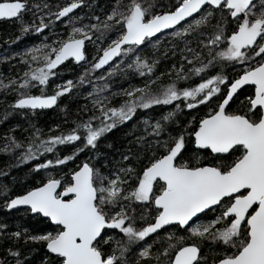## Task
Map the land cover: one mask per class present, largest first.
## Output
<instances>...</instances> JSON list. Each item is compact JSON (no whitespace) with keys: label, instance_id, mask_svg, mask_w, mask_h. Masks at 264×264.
Instances as JSON below:
<instances>
[{"label":"snow or ice","instance_id":"snow-or-ice-1","mask_svg":"<svg viewBox=\"0 0 264 264\" xmlns=\"http://www.w3.org/2000/svg\"><path fill=\"white\" fill-rule=\"evenodd\" d=\"M83 3L84 0H70L55 13H40L41 5H34L36 12L40 13L39 23L28 24L21 20V35L40 33L50 27L53 20H60ZM155 3L156 0H128V4L122 7L120 0H116L102 22L93 17L95 23L72 26L67 38H57L50 43L42 41L20 53L29 67L19 78V86L27 89L33 86V82L44 86L50 77L57 75L56 67L68 58L76 62L86 59L85 42L93 38L94 32L99 34L96 39L100 41L112 31L117 33L102 48L98 58L94 57V62L81 72L75 84L71 79L62 80L54 86L51 94H46L43 88L36 95L18 92L14 105L32 110L55 105L62 94L69 93L76 85L89 83V76L108 65L114 57L119 59L109 67L105 76L115 74L130 56L131 62L125 64V68L134 69L141 76L150 75L156 60L149 63L147 56L141 57L138 46L151 41L158 47L161 41L153 39L155 34L166 33L183 41L184 47L180 51L191 53L181 56V60L188 61L192 67L185 72L182 65L179 68L173 65L176 76L168 83H161L153 89L150 85L159 79L154 77L142 86L121 89L118 94L127 98L118 106H109V97L103 94L109 89L107 83L103 86L93 84L92 92L86 93L89 98L95 97L92 103L97 111L93 115L75 122V127L59 134L41 137L40 129L34 128L33 138L28 140L24 145L26 150L17 158L20 162L32 160L42 153H53L58 145L79 143L83 139V144L72 153L63 156L57 153L55 159H44L33 165L35 169H46L51 165H63L89 146L94 149L98 138L130 121L138 109L175 103L174 108L155 119L142 116L133 125L136 129L139 123L143 124L144 135L135 137V143L145 157L141 170L133 166L140 153L129 148L127 155L121 154L116 164L109 165L105 158L104 163L108 166L105 171L90 162L94 157L85 159L67 177L49 174L46 180L38 182V186L5 202L7 209L26 206L34 217L43 214L55 225L52 231L29 234L27 228H18L9 234L17 239L23 236L25 242H42L47 255L41 264H127L126 253L132 247L173 222L186 227L190 235L200 240L222 242L231 247L232 250L224 252L214 264H264V59H261L264 57V0H259L258 11L252 0H175L165 10L154 12ZM217 9L237 22L230 34L227 33L225 16L211 25V33L201 31L209 26ZM28 10V0H0V18H20ZM44 16L51 19L46 22ZM64 23L68 24L69 20ZM196 34L208 37L200 41L208 53L207 62L194 63L202 53L189 47L187 37ZM225 64L242 65L243 70L231 79L222 93L221 85L229 77L223 71L208 75L205 70ZM173 69H169V73ZM193 76L198 83L178 86V82H187ZM96 79L103 80L104 77ZM246 82L254 85V94L246 98L247 103L242 102V107L229 111L226 106L233 94ZM12 83H17V78L8 82ZM0 86H5L2 80ZM217 93L223 98L199 119L193 132L187 133V125L178 135L168 131L181 108L193 109L205 102L211 103L210 98H215ZM188 123L195 122L189 120ZM189 134L194 138L197 151L210 150L221 158L197 165L187 159L178 162ZM9 139L13 146L20 145L14 137ZM4 150H10L8 145ZM121 162L122 167L119 166ZM133 179L134 184L125 188ZM3 191H8L7 186ZM135 202L155 206V216L140 227L135 223L136 209L132 207ZM114 206H118L119 211H111ZM208 211L212 212V217L200 219ZM147 212L145 208L142 218ZM4 228L5 225L0 223V229ZM114 230H119L122 236ZM106 232L109 234L105 235ZM174 236V232H166V243L156 253L151 251V244L139 247L137 264L142 258L151 260L153 256L155 264H199V241L184 242L183 236L173 240ZM157 240H160L159 236ZM109 243L111 248L105 251L104 246ZM7 254L15 258L14 264H22L20 249L10 247Z\"/></svg>","mask_w":264,"mask_h":264},{"label":"trees","instance_id":"trees-1","mask_svg":"<svg viewBox=\"0 0 264 264\" xmlns=\"http://www.w3.org/2000/svg\"><path fill=\"white\" fill-rule=\"evenodd\" d=\"M70 0H28L29 9L23 12L20 18H14L9 21H0V80L3 81L5 86H0V223L5 225L4 229H0V261L3 264H14L15 258L7 254V250L12 248L20 249L22 264H41L47 250L42 242H32L23 239L21 236L19 239L10 236L9 234L18 230L27 228L29 234L39 231H52L55 225L51 224L48 219L42 216H33L27 211V208H18L14 210H7L4 207L5 202L12 196L22 194L24 191L31 187L38 186V182H42L48 178V175L60 176L64 174L67 177L70 171L82 163L85 159H90V162L95 167L100 168L101 171H105L108 167L105 165V158L109 161V165L116 164L120 161L121 154L127 155V149L131 148L133 152L140 153L136 158L134 167L137 170H141L144 165V155L140 152L139 147L135 143V137L144 135L143 124L139 123L136 129H133V125H136L142 116H149L155 119L166 110H171L175 107V103L171 106L168 105H153L149 109H138L134 114V118L130 121L123 122L117 125L113 129H110L107 133L103 134L98 138L97 145L93 149L89 146L87 149L82 150L73 157L72 160L66 161L63 165H51L46 169H35L33 165L35 163H42L44 159H55L57 153L60 156L72 153L76 147L83 144V139L77 142H70L64 145H58L56 151L53 153H42L39 157H34L32 160L20 162L17 158L20 157L21 153L26 149L24 145L30 138H33L32 134L34 128L40 129L41 137L49 134H59L61 131H66L70 128L75 127V122L83 121L87 117L93 115L97 109L94 108L92 99L89 98L86 93L92 92V85L97 84L103 86L107 83L109 89L104 91V95L109 97V106H118L127 97L118 94L121 89H128L132 86H142L148 80L154 77H159L158 80L150 85L151 88L155 89L161 83H168L171 78L176 76V72L173 69V65L177 68L183 66L185 72L192 67V64L186 60H181L183 55H191V53L181 52L180 49L184 47L183 41L179 39H173L166 33L157 34L153 39L160 40L161 43L158 47L154 46L151 41L145 42L142 46H138V52L141 57L147 56L149 63L153 59L156 60L154 71L150 75L141 76L134 69H127L124 67L125 64L131 62V56L124 60L123 64L112 76H105L108 72L109 67H113L119 57H115L114 60L109 62L108 65L102 66V69H97L94 73L89 76V83L79 84L70 90L69 93L62 94L58 97L57 103L52 108H39L36 110L32 109H19L14 105V101L18 98V92H28L36 95L40 94L42 88L46 94H51L54 91V86L61 83L62 80H73L74 84L81 72L88 68L91 63L94 62V57L98 58V55L102 52V48L107 46L110 39L116 37L117 33L112 31L108 33L107 37L100 41L96 39L98 33L94 32L93 38L88 39L85 42V55L86 59L83 62L77 63L73 60H68L55 69L57 75L54 78H49V81L44 86H38L33 82V86L27 89L21 88L18 84V80L24 73L25 69L29 67L27 63L21 58L20 53L27 47L34 44L45 42L50 43L51 41L59 38H67L69 30L74 25L91 24L95 23L96 20L93 17H98L102 22L104 15H106L116 0H84L73 13L66 17L60 18V20H53L50 27L42 30L40 33L27 32L21 35L22 23L32 24L35 21L39 23L40 13L52 11L55 13L58 7H63ZM151 2V0H147ZM175 0H156L153 7V11H163L169 5L174 4ZM257 5V11L259 10V0L253 2ZM41 5L40 13L36 12L34 5ZM47 4L48 7H43ZM121 6H126L128 0H120ZM35 13V15H34ZM221 16L227 18V33L230 34L236 26V21L230 17L226 12H222L219 9L216 10V14L209 21V26L201 29L202 32L211 33L214 25ZM73 18H78L73 20ZM51 19L48 16H44V20L47 22ZM69 20L68 24L64 21ZM187 22V20L185 21ZM183 27V24L180 25ZM174 30V29H172ZM19 37V39H17ZM188 40L190 41L189 47L194 48L197 52H201L202 55L194 63H199L200 60L207 62L208 53L201 47L200 41L206 40L208 37L204 35H189ZM175 45L173 48L168 46ZM99 45V48L97 47ZM133 53L132 55H135ZM215 52H213V55ZM264 59V57H261ZM169 69H173L169 73ZM243 70L242 65L238 64H225L223 67L220 65H214L212 69L205 70L208 75H213L217 71H223L229 80L221 85L222 93L225 92L227 84L231 82L239 75ZM163 74V75H161ZM17 78V83L8 84L12 78ZM104 77L103 80H97L96 78ZM206 78V77H205ZM198 79L193 76L189 81H180L178 86H190L191 84L198 83ZM254 87L245 86L232 98L227 109L229 111L235 110L242 107V102L247 103V97L253 95ZM222 94H215V98H210L211 103L205 102L202 105H197L193 109L181 108L176 113L175 119L171 122L168 127V131L172 135H178L181 130H184L187 125V133H191L198 126V121L205 114H207L210 108L216 106L217 101L222 99ZM193 120L194 124H189L188 121ZM179 121V124L176 123ZM58 125L59 127H53ZM9 137H14L20 142L19 146H13ZM147 139V137H146ZM154 139V137H153ZM194 138L189 134L187 135V143L185 148L180 154L181 162L183 160H189L193 165L198 163H211L213 159H220L221 157L212 154L209 150H196L193 143ZM5 145L10 148L9 151H5ZM100 153V155H97ZM230 159L231 157H227ZM119 166H124L121 162ZM106 182V181H105ZM134 179L129 185H125V188L134 184ZM7 186L8 191L4 192L3 187ZM159 185H157V189ZM125 203H127L125 201ZM135 211V223L137 227L142 226L146 220L151 221L155 216L154 207L147 204L141 205L139 202L132 204ZM147 208L148 212L142 218L144 209ZM111 211H119L118 206L111 208ZM219 211V209H216ZM212 217V212L208 211L204 217L200 219H208ZM118 236H122L119 230H114ZM166 232H174L175 237H185L184 242L199 241L200 252H199V264H214V261L221 257L226 251H231V247L224 245L222 242H215L208 239L200 240L198 237L192 236L188 233L186 227L181 228L179 225H172L167 228L160 230L159 232L146 237L143 243L138 246L132 247V249L126 253L127 264H137V252L139 247L143 245L151 244V251L156 253L161 250L166 241L164 240V234ZM109 233L106 232L105 235ZM157 236L160 240H157ZM111 248V244H106L104 250L108 251ZM140 264H155V256L151 260L149 258H142Z\"/></svg>","mask_w":264,"mask_h":264},{"label":"water","instance_id":"water-1","mask_svg":"<svg viewBox=\"0 0 264 264\" xmlns=\"http://www.w3.org/2000/svg\"><path fill=\"white\" fill-rule=\"evenodd\" d=\"M256 0H252V2H255ZM81 5H78L77 6V8H79ZM77 8H75V9H73L69 14H71V13H73ZM69 14H66L65 15V17L67 16V15H69ZM1 19H5V20H10V19H14V18H0V20ZM157 34H155L154 36H156ZM115 58V57H114ZM114 58H113V60H114ZM68 60H73L74 62H76L73 58H68L66 61H68ZM66 61H64V62H62L60 65H62L63 63H65ZM111 62V61H110ZM77 63H80V62H77ZM60 65H58L57 67H59ZM56 67V68H57ZM245 86H253L254 87V85L253 84H251V82H246L244 85H241V87L239 88V89H237V92L236 93H234L233 94V97L238 93V91H240L243 87H245ZM254 94V93H253ZM232 100V99H231ZM54 106V105H53ZM53 106H50V107H45V108H52ZM17 108H19V109H30V108H22V107H18V106H16ZM226 107H228V105L226 106ZM37 109H39V108H37ZM195 146V145H194ZM196 147V146H195ZM210 151V150H209ZM212 154H214V153H212ZM18 208H26V206H14V208L13 209H7V210H14V209H18ZM40 216H42L43 217V214H41ZM49 222L51 223V224H53L50 220H49ZM54 225V224H53ZM172 225H178V224H176L175 222H173V223H171L170 225H168V226H162V228L161 229H159V230H157L156 231V233L157 232H159L160 230H162V229H164V228H167V227H169V226H172ZM181 228H184V227H182V226H180ZM151 235H153V234H149L147 237H149V236H151Z\"/></svg>","mask_w":264,"mask_h":264},{"label":"flooded vegetation","instance_id":"flooded-vegetation-1","mask_svg":"<svg viewBox=\"0 0 264 264\" xmlns=\"http://www.w3.org/2000/svg\"><path fill=\"white\" fill-rule=\"evenodd\" d=\"M1 20H4V21H9V20H5V19H1ZM1 20H0V21H1ZM10 20H13V19H10Z\"/></svg>","mask_w":264,"mask_h":264}]
</instances>
